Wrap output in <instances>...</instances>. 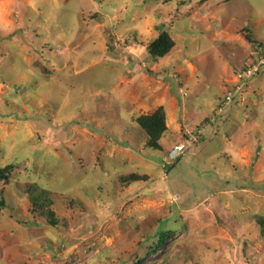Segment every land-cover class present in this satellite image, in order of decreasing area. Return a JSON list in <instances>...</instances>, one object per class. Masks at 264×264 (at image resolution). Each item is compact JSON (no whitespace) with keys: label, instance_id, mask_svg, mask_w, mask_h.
Here are the masks:
<instances>
[{"label":"rangeland","instance_id":"1","mask_svg":"<svg viewBox=\"0 0 264 264\" xmlns=\"http://www.w3.org/2000/svg\"><path fill=\"white\" fill-rule=\"evenodd\" d=\"M262 56L264 0H0V264H264Z\"/></svg>","mask_w":264,"mask_h":264},{"label":"trees","instance_id":"2","mask_svg":"<svg viewBox=\"0 0 264 264\" xmlns=\"http://www.w3.org/2000/svg\"><path fill=\"white\" fill-rule=\"evenodd\" d=\"M174 46V42L168 33L162 32L149 46V54L153 58H162L167 55ZM137 124L146 133L148 137V147L159 149V141L162 135L167 131L166 115L163 108H159L152 115H142L137 119ZM51 215V214H50ZM52 225L55 222L51 221ZM165 242V235L161 237V243Z\"/></svg>","mask_w":264,"mask_h":264},{"label":"built area","instance_id":"3","mask_svg":"<svg viewBox=\"0 0 264 264\" xmlns=\"http://www.w3.org/2000/svg\"><path fill=\"white\" fill-rule=\"evenodd\" d=\"M264 68V56L258 57L254 60L253 64L246 67L239 75L238 82L236 84L235 90L232 95H229L225 98L224 106L231 104L235 98H239L242 92L246 89L247 84L258 76L261 70ZM224 106L220 108V111L224 110ZM206 128H202L196 131H188L187 137L184 139V142L175 147V152L178 155H185L186 152L198 144L201 141L202 136L204 135Z\"/></svg>","mask_w":264,"mask_h":264}]
</instances>
